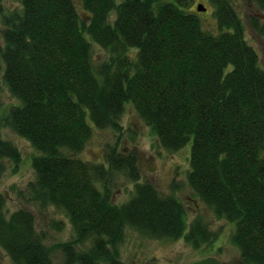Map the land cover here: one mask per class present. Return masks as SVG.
<instances>
[{"label": "trees", "instance_id": "trees-1", "mask_svg": "<svg viewBox=\"0 0 264 264\" xmlns=\"http://www.w3.org/2000/svg\"><path fill=\"white\" fill-rule=\"evenodd\" d=\"M188 1L79 0L81 15L74 0H19L18 14L3 13L0 0L3 81L20 101L0 115V126L38 152L28 198L62 209L72 225L74 238L55 245L63 264H125L117 247L126 226L196 248L212 239L200 217L187 224L176 197L139 183L134 160L115 148L107 168L65 153L81 151L93 128L120 129L126 103L164 148L191 142L190 187L234 224L240 264H264V68L228 0H210L218 34L202 29ZM251 20L264 36V21ZM92 43L110 53L96 71ZM4 159L17 164L20 153L0 134V175ZM115 170L136 181L119 206L95 184ZM4 204L0 193V248L12 264H58L33 213L19 208L5 218Z\"/></svg>", "mask_w": 264, "mask_h": 264}, {"label": "rangeland", "instance_id": "rangeland-1", "mask_svg": "<svg viewBox=\"0 0 264 264\" xmlns=\"http://www.w3.org/2000/svg\"><path fill=\"white\" fill-rule=\"evenodd\" d=\"M121 2L122 0H116ZM240 17L244 36L256 50L260 66L264 68V36L258 34L251 25V19L257 18L258 23L264 21V7L250 0H228ZM77 10L82 15L79 0H74ZM202 5L203 11L197 10ZM187 12L196 14L202 29L211 34H218L220 29L215 15V6L210 0H189L185 7ZM19 0H3V13H20ZM115 17L111 13L110 21ZM0 15V31L3 28ZM0 35V47H3ZM136 52L130 48L132 55ZM110 53L96 43L91 44L90 59L94 70L108 60ZM108 60V61H107ZM4 61L0 52V115L14 105L20 104L9 91L3 81ZM120 129L93 128L90 138L81 151L75 155L85 162L108 167L105 156L111 148L121 152L124 157L134 160L139 174L138 182L151 183L162 195H173L184 206L187 224L200 217L212 233L209 242L202 243L198 248L187 243L184 238L175 240L154 237L135 228L126 226L123 240L118 244L120 259L125 264H240V252L231 240L234 224L225 218L218 217L213 208L202 201L188 183L189 154L191 142L178 150H168L160 145L157 136L139 117L134 106L126 103L119 120ZM3 139L16 145L20 160L14 164L4 159V170L0 175V193L5 197L4 217L16 209L23 208L33 213L35 227L43 234V243L50 250L52 259L63 264V254L57 243L74 238V230L62 209L54 206H40L28 198L26 186L35 178L31 158L38 154L29 141L15 134L8 126H0ZM135 182L124 171H112L108 176L95 181L96 186L103 190L108 187L110 200L114 205L125 203L134 191ZM80 246L84 249L88 242ZM55 246V247H54ZM79 248V249H80ZM0 264H12L8 255L0 248Z\"/></svg>", "mask_w": 264, "mask_h": 264}, {"label": "water", "instance_id": "water-1", "mask_svg": "<svg viewBox=\"0 0 264 264\" xmlns=\"http://www.w3.org/2000/svg\"><path fill=\"white\" fill-rule=\"evenodd\" d=\"M197 9H198L199 11H202V10H204V7H202L201 5H199V6H197Z\"/></svg>", "mask_w": 264, "mask_h": 264}]
</instances>
